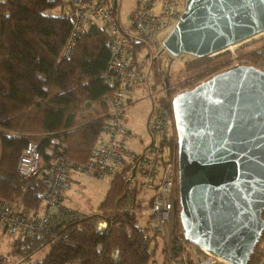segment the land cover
I'll use <instances>...</instances> for the list:
<instances>
[{
    "label": "trees",
    "instance_id": "trees-1",
    "mask_svg": "<svg viewBox=\"0 0 264 264\" xmlns=\"http://www.w3.org/2000/svg\"><path fill=\"white\" fill-rule=\"evenodd\" d=\"M67 4L68 0H0V201L11 197L14 210L24 216L44 208L50 159L63 154L73 165L85 163L109 127L106 109L113 89L105 82L111 56L107 30L92 25L65 57L72 28L64 12ZM144 47V41L136 43L137 55ZM244 50L242 64L260 67L259 52ZM184 55L190 58L179 68L171 63L164 68L162 56L151 63L146 80L151 79L152 90L167 86L172 95L193 88L230 68L232 58L228 52ZM95 103L103 113L79 124V113ZM175 139L169 150L178 155L176 128ZM30 140L39 145L41 170L23 178L17 164ZM134 164L127 163L110 179L95 213L73 208L62 191L60 211L46 229L25 236L0 229L10 240L6 254L0 252V264H154L157 253L168 264L163 236L152 229L149 211L139 201L141 179L137 173L131 178ZM179 210L178 199L174 231L182 234ZM101 221L107 227L98 231ZM247 264H264V230Z\"/></svg>",
    "mask_w": 264,
    "mask_h": 264
},
{
    "label": "water",
    "instance_id": "water-1",
    "mask_svg": "<svg viewBox=\"0 0 264 264\" xmlns=\"http://www.w3.org/2000/svg\"><path fill=\"white\" fill-rule=\"evenodd\" d=\"M263 31L264 0H186L163 46L173 57H205ZM172 109L184 235L247 264L264 230V70L218 72L178 92Z\"/></svg>",
    "mask_w": 264,
    "mask_h": 264
},
{
    "label": "built area",
    "instance_id": "built-area-1",
    "mask_svg": "<svg viewBox=\"0 0 264 264\" xmlns=\"http://www.w3.org/2000/svg\"><path fill=\"white\" fill-rule=\"evenodd\" d=\"M130 1L132 5L128 14L122 15L124 0H68L64 12L71 19L72 28L63 50L65 57L71 56L77 38L86 33L92 25L104 27L108 33L107 44L111 56L105 82L113 89L106 109L109 127L98 137L85 163L73 165L63 154L54 155L50 159V166L45 173L47 188L41 212L24 216L14 210L11 197L1 200L0 229L5 228L11 234L20 236L42 231L48 227L55 213L60 211L61 192L78 191L79 179L74 173L84 172L98 179L110 180L127 163L135 162L136 173L141 179L139 201L140 204L148 206L152 229L168 240V264H233L191 244L184 232L175 233L174 224H170L179 199L178 155L169 150L176 140L172 99L177 93L169 95L167 86L152 90L151 79H146L151 63L166 51L163 42L180 19L186 0ZM259 35H264V31L218 53L232 51L234 64H231V67L240 65L242 62L239 61L240 56L235 53V49ZM140 40L144 41L145 47L137 55L136 43ZM254 51L259 52V68L264 70V43ZM140 91L147 92L151 100L147 120L150 139L138 152L128 146L132 133L125 125L124 119L127 110L138 101ZM17 170L23 178L40 172L41 155L36 142H26L19 156ZM106 227L107 222L101 221L97 229L101 231Z\"/></svg>",
    "mask_w": 264,
    "mask_h": 264
},
{
    "label": "rangeland",
    "instance_id": "rangeland-1",
    "mask_svg": "<svg viewBox=\"0 0 264 264\" xmlns=\"http://www.w3.org/2000/svg\"><path fill=\"white\" fill-rule=\"evenodd\" d=\"M185 4V1H183ZM132 5V2L130 0H124V5L122 7V15L128 14V9ZM126 12V13H125ZM264 43V35H259L252 37L250 41L245 42L242 46L239 47V49H235V53L237 55L245 56V53L249 50L244 49H251L257 48L261 44ZM249 45V46H248ZM245 47L244 49L240 50V48ZM246 52H242V51ZM224 52H228L231 57L233 56L232 51L226 50ZM186 53H182L178 57H173L170 53L165 51L162 55V63L163 67L166 68L169 63L172 64V68H179L180 65L184 60H187L190 58L188 55H184ZM242 59V58H241ZM242 62V60H239ZM231 64H234V61L231 58V61L228 66L231 67ZM176 85V84H175ZM179 87V86H178ZM161 89V88H159ZM179 89V88H178ZM138 101L134 104V106H131L127 110V116L124 120L125 125L133 131L132 138L128 140V146L130 149H135L138 152L142 150V148L146 145V143L149 142L150 136L146 127V121L148 114L150 113V98L148 97V93L145 91H140L138 93ZM96 111V114H102L103 109L99 104H93L91 107V111ZM82 113V112H81ZM79 113V118L81 117ZM82 119L80 118L78 120V123H82ZM78 177L80 182H78V191L77 192H69L72 193L71 199H70V205L78 209L81 212H85L88 214L95 213L99 210V205L103 198L106 195L107 189L109 187V179L103 178L98 179L96 177L87 175L84 172H79ZM146 207L144 206V209L146 210ZM148 210V209H147ZM175 215L173 216L171 223L174 224ZM163 241L167 247L168 240L167 238L163 237ZM9 237L7 234H4L2 230H0V252L6 254V252L9 250ZM156 261L154 264H165L163 262V256L160 253H157Z\"/></svg>",
    "mask_w": 264,
    "mask_h": 264
},
{
    "label": "crops",
    "instance_id": "crops-1",
    "mask_svg": "<svg viewBox=\"0 0 264 264\" xmlns=\"http://www.w3.org/2000/svg\"><path fill=\"white\" fill-rule=\"evenodd\" d=\"M134 106V105H133ZM150 109V108H149ZM98 115V113L96 114V111L92 110L91 111V108L88 110V111H84L80 114V118L82 119L83 122L89 120L90 118L92 117H96ZM149 116V114H148ZM125 120V119H124ZM147 120H148V117H147ZM146 127H147V121H146ZM129 129V128H128ZM129 131H131V133L133 134V131L129 129ZM78 173H74L76 175V177L79 179L78 177ZM80 182V181H79ZM65 202H67L68 204L70 203V199H71V196H72V193H69L68 191L65 193ZM78 210V209H77ZM81 212V211H80Z\"/></svg>",
    "mask_w": 264,
    "mask_h": 264
}]
</instances>
